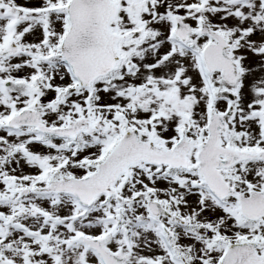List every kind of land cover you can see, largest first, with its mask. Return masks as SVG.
Instances as JSON below:
<instances>
[{"label":"snow or ice","instance_id":"6c2138e0","mask_svg":"<svg viewBox=\"0 0 264 264\" xmlns=\"http://www.w3.org/2000/svg\"><path fill=\"white\" fill-rule=\"evenodd\" d=\"M0 264H264V0H0Z\"/></svg>","mask_w":264,"mask_h":264}]
</instances>
